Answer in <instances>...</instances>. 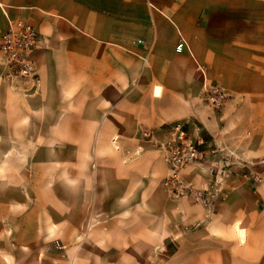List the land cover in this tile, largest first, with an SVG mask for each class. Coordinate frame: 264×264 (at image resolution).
Returning <instances> with one entry per match:
<instances>
[{"label": "crops", "instance_id": "0c3cea01", "mask_svg": "<svg viewBox=\"0 0 264 264\" xmlns=\"http://www.w3.org/2000/svg\"><path fill=\"white\" fill-rule=\"evenodd\" d=\"M0 4L40 38L31 55L36 80L14 86L0 65V137L36 129L38 136L116 138L107 156L100 149L94 201L100 248L126 251L100 264H264V182L245 176L243 165L264 159V0ZM5 24L0 7V32ZM205 82L228 94L221 108L204 100ZM177 120L203 137V149H216L182 171L213 195L209 206L162 188L167 166L152 141ZM10 214L18 217L11 239L29 249L12 264H31L53 231L50 210H6L0 227Z\"/></svg>", "mask_w": 264, "mask_h": 264}, {"label": "rangeland", "instance_id": "374dc122", "mask_svg": "<svg viewBox=\"0 0 264 264\" xmlns=\"http://www.w3.org/2000/svg\"><path fill=\"white\" fill-rule=\"evenodd\" d=\"M36 132L22 129L18 136L0 137V148L5 150L0 152V220L6 210L29 208H46L53 218V231L42 237L40 248L34 250L40 256H32L28 262L100 264L102 256L124 253L126 250L100 248V201H94L100 194V149L107 156L114 148V138L49 137ZM17 220L10 214L6 225L0 227V259L4 264H12L14 256L24 259L21 252L29 251L23 246L19 251L11 239Z\"/></svg>", "mask_w": 264, "mask_h": 264}, {"label": "built area", "instance_id": "2783aa9c", "mask_svg": "<svg viewBox=\"0 0 264 264\" xmlns=\"http://www.w3.org/2000/svg\"><path fill=\"white\" fill-rule=\"evenodd\" d=\"M0 7L5 15L6 24L0 32V65L3 68L2 78L7 81L25 82L36 80V70L32 59V52L39 43V33L28 20L13 17L7 13L4 6ZM141 41V40H140ZM205 77V74L203 73ZM204 100L215 108H221L228 100V94L218 84L205 82ZM164 137L154 139L152 143L162 150L167 171L161 185L167 195L173 199L191 198L195 203L209 206L212 194L205 188L197 187L193 181L185 179L182 171L187 166L199 163L205 152L214 153L215 148L203 149L202 136L194 138L188 129V122L177 120L162 126ZM199 132V127L193 125ZM144 138L152 139L153 131L143 130ZM116 138H114V142ZM244 175L253 182H264V159L243 164Z\"/></svg>", "mask_w": 264, "mask_h": 264}, {"label": "bare ground", "instance_id": "6f19581e", "mask_svg": "<svg viewBox=\"0 0 264 264\" xmlns=\"http://www.w3.org/2000/svg\"><path fill=\"white\" fill-rule=\"evenodd\" d=\"M156 92L157 93H159L160 92V89H159V87H157V89H156ZM240 231V230H239ZM242 234V233H241Z\"/></svg>", "mask_w": 264, "mask_h": 264}]
</instances>
